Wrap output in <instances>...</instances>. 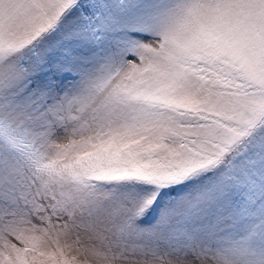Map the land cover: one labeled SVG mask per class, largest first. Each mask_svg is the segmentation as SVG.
<instances>
[{"label":"snow or ice","instance_id":"1","mask_svg":"<svg viewBox=\"0 0 264 264\" xmlns=\"http://www.w3.org/2000/svg\"><path fill=\"white\" fill-rule=\"evenodd\" d=\"M0 264H264V0H0Z\"/></svg>","mask_w":264,"mask_h":264}]
</instances>
